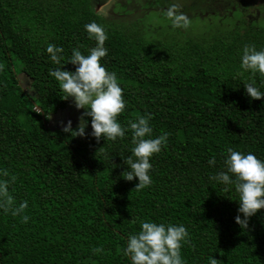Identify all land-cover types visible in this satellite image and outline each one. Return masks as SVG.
I'll list each match as a JSON object with an SVG mask.
<instances>
[{
    "label": "trees",
    "instance_id": "trees-1",
    "mask_svg": "<svg viewBox=\"0 0 264 264\" xmlns=\"http://www.w3.org/2000/svg\"><path fill=\"white\" fill-rule=\"evenodd\" d=\"M96 1L0 0V180L10 181L16 205L27 201L29 217L24 223L0 209V264H131L123 250L140 221L183 225L184 264L209 257L264 264V209L241 229L234 184L212 179L226 171L228 148L264 161V99L252 100L244 88L253 83L264 93V77L240 67L245 45L264 50V0H231L236 11L211 15L210 23L195 17L193 40L156 12L132 25L110 22ZM205 1L218 9V0ZM253 2L261 9L256 20L238 6ZM158 19L171 26L147 25ZM92 22L108 36L101 64L116 73L126 102L117 119L127 131L116 141L97 142L91 118L84 138L51 125L74 104L49 73L75 71L73 49L88 55L96 46L85 29ZM49 44L63 48L60 65ZM146 115L151 138H168L150 158L151 185L135 191L138 178H122L134 147L129 121Z\"/></svg>",
    "mask_w": 264,
    "mask_h": 264
},
{
    "label": "clouds",
    "instance_id": "clouds-1",
    "mask_svg": "<svg viewBox=\"0 0 264 264\" xmlns=\"http://www.w3.org/2000/svg\"><path fill=\"white\" fill-rule=\"evenodd\" d=\"M165 16L171 20L173 28L187 29L190 26V19L179 11L176 4L170 5ZM85 29L89 38L96 41V46L90 49L88 55L82 54L79 49H73L69 63L76 66L74 72L58 67L49 73L59 83L64 93L63 100L71 98L77 110H84L78 118L79 123L75 130L69 120L66 126L61 123L62 131L70 133L73 138H84L85 129L89 124L87 118H91V135L97 142L102 138L105 141L123 139L127 129L122 127L117 119L126 107L123 90L116 73L109 72L101 64V59L108 54V49L104 46L108 36L103 26L96 22L85 25ZM46 51L51 61L60 65L63 48L49 44ZM241 61L240 67L244 71L259 73L264 77V50L257 51L255 45H245ZM244 88L252 100L264 99V93L253 83L245 84ZM36 110L41 112L40 109ZM150 120L151 116L146 115L134 122L129 121L134 147L132 155L124 159L128 170L122 173V178L129 182L138 178L135 191L151 185L150 158L161 152L168 138L167 134L151 138ZM227 152L229 155L225 160L226 171L219 172L212 179L226 185L234 184L235 191L239 194V214L235 222L241 229L247 230L249 219L264 209V161L254 154H244L232 148H228ZM215 163L214 158L209 160L210 165ZM3 175L7 177L8 172L4 171ZM15 179L16 177L12 176L11 182L14 183ZM9 183L8 180H0V209L4 213L10 212L14 217L20 216L22 222L27 223L29 217L23 213L28 203L24 201L16 205L14 197L8 191ZM131 222L136 223V220ZM140 229L138 233L129 235L127 247L123 250L124 255L131 259V264H184L181 248L188 242L189 234L183 225L140 221ZM103 251V248L93 249L94 254ZM208 264H222V261L209 257Z\"/></svg>",
    "mask_w": 264,
    "mask_h": 264
},
{
    "label": "rangeland",
    "instance_id": "rangeland-1",
    "mask_svg": "<svg viewBox=\"0 0 264 264\" xmlns=\"http://www.w3.org/2000/svg\"><path fill=\"white\" fill-rule=\"evenodd\" d=\"M178 2L179 3L176 5H178L179 11L187 15L190 21H192L195 17H199V19L201 20L200 24H203L205 22L203 21V19L206 20V22L208 21V23H210L209 16L214 14H219L220 19L225 16L229 17L232 15V12L236 11L237 9V6L235 7L234 4L231 3V0H218L219 7L217 10L221 12H216L217 10L215 9L217 7H214L212 3L206 2L205 0H178ZM202 2H204L205 4H203ZM254 2L249 6H245L243 4H240L238 6L241 10H250L251 12H254L253 15H250V17L253 20H256L261 13V9L256 8L254 6ZM170 5H173V3H170L169 0H160L159 3L157 2V0H97L95 3L96 8H99L97 12H105L107 20L116 24L124 25H132L136 21H141L146 15L152 12L158 13L159 17L168 21L170 19L165 16V12L170 7ZM162 6L164 8H162ZM229 7L231 8V10H229ZM147 25L153 27L154 29H168L171 26L170 23L168 25L159 23V19L158 22H149L147 23ZM160 25L164 27H161ZM180 29L186 32V37H188V39L193 40L196 39L198 35H200V33L197 31V28L194 27L192 23H190V26L187 29ZM72 102L74 104V101ZM71 108L73 111H75L76 109L75 105ZM73 111L65 110L59 115L52 117V127L55 129L61 128L62 122L66 126L69 120L72 122V127H77L79 123V112L75 113Z\"/></svg>",
    "mask_w": 264,
    "mask_h": 264
},
{
    "label": "water",
    "instance_id": "water-1",
    "mask_svg": "<svg viewBox=\"0 0 264 264\" xmlns=\"http://www.w3.org/2000/svg\"><path fill=\"white\" fill-rule=\"evenodd\" d=\"M98 9H99V8L97 7L96 10L98 11Z\"/></svg>",
    "mask_w": 264,
    "mask_h": 264
}]
</instances>
